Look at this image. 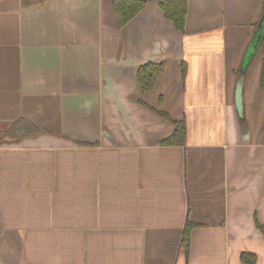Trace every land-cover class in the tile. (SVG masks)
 I'll return each instance as SVG.
<instances>
[{
  "label": "crops",
  "instance_id": "obj_1",
  "mask_svg": "<svg viewBox=\"0 0 264 264\" xmlns=\"http://www.w3.org/2000/svg\"><path fill=\"white\" fill-rule=\"evenodd\" d=\"M145 1L0 0V131L35 128L0 140V264H264V0H187L183 32Z\"/></svg>",
  "mask_w": 264,
  "mask_h": 264
},
{
  "label": "trees",
  "instance_id": "obj_2",
  "mask_svg": "<svg viewBox=\"0 0 264 264\" xmlns=\"http://www.w3.org/2000/svg\"><path fill=\"white\" fill-rule=\"evenodd\" d=\"M166 19L171 21L178 32H183L184 19L187 12V0H155ZM145 0H112V8L117 20V26L122 27L135 17L147 4ZM164 70V62H148L137 70V80L142 91H149L154 87L157 77ZM166 116L165 114H163ZM173 134L163 141L166 145H182L185 141V126L182 121H173ZM35 130L32 124L20 119L12 122L4 132L0 131V140L6 135H26ZM255 225L264 236V225L255 221ZM195 225L186 221L180 239V247L187 253L189 235ZM243 264H254L256 258L253 254L243 252L240 256Z\"/></svg>",
  "mask_w": 264,
  "mask_h": 264
},
{
  "label": "water",
  "instance_id": "obj_3",
  "mask_svg": "<svg viewBox=\"0 0 264 264\" xmlns=\"http://www.w3.org/2000/svg\"><path fill=\"white\" fill-rule=\"evenodd\" d=\"M263 31H264V13L260 19L256 33H255L254 37L252 38L250 45L248 46L247 52L245 54L244 61L242 64L243 66L241 68L242 74L245 72L246 65L248 64V62L250 61V59L252 58L256 49L259 46V43H260L262 36H263ZM242 83H243V80H242V78H240L236 84L235 91H234L235 108H236L237 114L240 117L243 114V111H242Z\"/></svg>",
  "mask_w": 264,
  "mask_h": 264
}]
</instances>
